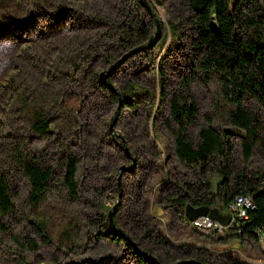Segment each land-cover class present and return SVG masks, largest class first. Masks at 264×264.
<instances>
[{"label":"rangeland","instance_id":"rangeland-1","mask_svg":"<svg viewBox=\"0 0 264 264\" xmlns=\"http://www.w3.org/2000/svg\"><path fill=\"white\" fill-rule=\"evenodd\" d=\"M146 1L151 12L137 0L142 9L128 10L126 20L139 18L141 29H149L151 36L156 33V25L151 23L150 16L162 22L158 39L152 45L153 57L156 66L161 62L166 72L168 98L181 84L191 80L185 94L197 103L198 115L188 127V137L197 141L202 127L215 126L231 143L235 174L243 173L264 189V110L253 100L248 102L257 117L259 133L252 156L245 160L242 145L245 132L232 126L230 114L234 107L223 96L220 82L217 79L206 82L193 73L192 34L175 0ZM260 2L264 4V0ZM129 4L131 0H0V172L15 166L10 177L15 207L3 219L6 228H0V264H140L131 248L141 250L137 235L124 237V243L131 244L130 247L101 236L104 229L96 223L100 218L98 206L109 207V218V211L116 205L113 221L118 211L117 221L126 229L133 200L138 201L143 218L150 220L156 233L168 244V252L176 258L187 250L189 259L194 257L193 252H203L214 264H264V231H259L256 238L241 239L233 230L220 236L213 230L197 229L171 211L162 198L164 189L165 194L174 190L171 185L175 181L193 185L200 178L207 179L211 189L208 194L204 191L198 196L212 197L222 180L213 168L218 164L217 158L211 161L213 165L202 168L179 161L169 128L167 101L157 112L144 105L132 115L122 111V106L118 109V102L110 95L112 91L99 83V73L132 49L115 53L120 43L115 36L117 28L110 36L109 33L104 36L103 32L114 26L112 17L115 19L116 11ZM180 19L181 34L175 35L169 22ZM91 46H99V55L94 59L84 55ZM135 54L114 71L111 81L120 96L121 86L131 79L147 86L154 83L158 104V78L153 72L138 71L139 59L132 62L131 58ZM73 97L78 99L76 105L70 100ZM37 119L47 120L48 132L31 129ZM121 137L127 147L137 149L140 155L148 154L154 162L140 165L138 156L131 153L136 158V167L122 171L118 188L120 166L131 164ZM63 148L79 161V198L61 194L57 201L46 204L45 215L54 229L53 236L46 238L32 222L39 216L37 208L28 202V180L14 165L16 151L29 149L50 162L60 158ZM143 174L146 177L143 176L140 196L134 198L138 178ZM192 201L189 199L186 205H204ZM186 205L182 208L185 218ZM219 206L221 203L216 201L212 208L225 212ZM71 218H82L83 222L76 223L75 242L67 244L57 234L61 222ZM144 243L162 251L163 262L158 260L161 264H174L175 260L168 258L162 248L147 240Z\"/></svg>","mask_w":264,"mask_h":264},{"label":"trees","instance_id":"trees-1","mask_svg":"<svg viewBox=\"0 0 264 264\" xmlns=\"http://www.w3.org/2000/svg\"><path fill=\"white\" fill-rule=\"evenodd\" d=\"M182 12L183 20L189 26L192 37L190 38V49L194 61L193 73L201 75L206 82L217 79L222 88V94L234 107L230 114V122L235 129L245 132V140L242 142L244 159L249 160L252 151L258 143L259 127L255 124L256 116L250 111L248 102L253 100L259 108L264 110V4L260 0H175L174 2ZM139 11L142 7L137 0H131V4L125 8L121 6L116 11L115 19L112 17V24L109 32L103 30L104 36L115 32L119 37V45L115 47V53L125 52L131 48L146 44L151 41L149 29H141L139 18L135 21L126 20L129 17L128 10ZM153 11L156 13L155 9ZM181 16V17H182ZM151 23L156 25L150 16ZM182 20L169 22L170 30L177 35ZM160 26L163 27L160 21ZM181 34V33H180ZM108 37V36H107ZM99 47V46H98ZM98 47H90L85 52L87 58L94 59L99 55ZM154 48L151 46L134 56L132 62L139 59L138 71L147 73L153 72L158 78L160 87V102H156L157 85L147 86L136 79L129 80L121 86L122 111H128L132 115L138 113L149 105L151 111H159L167 101L169 115V128L174 136V152L179 161L187 165H198L200 168L207 167L218 159V164L213 168L222 177L216 192L212 197L198 196L202 193L208 194L211 189L210 182L200 178L193 185L184 181L182 184L175 181L172 192L163 190L162 198L168 204V208L184 217L182 208L189 199L195 205H214L216 201L221 203V208L234 199L237 194H250L254 210L249 212L248 219L244 220L242 232L237 237L257 236V231H264V189H260L255 180L247 178L243 173L235 174L231 165L232 148L227 140L215 126L202 127L198 132L197 141L188 137V127L195 122L198 113L197 103L191 99L187 92L189 80L181 84L178 90L173 91L168 98V78L161 62L156 66V59L153 57ZM106 88V87H105ZM108 89V88H107ZM109 90V89H108ZM110 91V90H109ZM111 97L118 102V96L110 93ZM70 100L76 105L77 97ZM71 102H69L70 105ZM72 105V104H71ZM73 107V106H72ZM75 107V106H74ZM31 129L38 133H46L49 124L46 119H37L31 125ZM149 131V130H147ZM120 147V145H119ZM131 153L138 156V164H153L148 154L140 155L137 149L128 146ZM64 153L56 161L47 162L35 152L24 149L16 151L14 165L21 169L29 183L28 202L37 208L38 218L33 224L36 231L46 238H51L54 233L51 219L45 215V206L48 202L57 201L61 194L72 198H79V184L77 181L80 172L79 161L75 154L64 149ZM134 156V155H133ZM136 160V158H135ZM135 166V164H134ZM15 167V166H14ZM0 172V228L5 229L3 219L9 217L14 211L12 196L13 184L10 177L13 175L12 168ZM136 167V166H135ZM133 170V168L131 169ZM61 171V174H60ZM56 175L59 178H56ZM143 174L138 178L137 192L135 197L140 196L143 184ZM134 210L130 211L127 222V231L117 221V213L114 214L115 230L109 221V207L98 206L100 218L97 224L102 225L101 236L109 237L119 243H124L125 236L135 234L140 241L137 245L141 250L131 247V244L124 243L133 249L135 257L140 264H156L151 258L163 262V253L157 248L144 243L145 240L152 242L167 253V257L175 260L174 264H184L190 259H197L203 264H214L208 260L203 252H193L194 257H186L189 251H182L180 258H176L168 252V244L162 236L156 233L150 220H145L144 213L138 201L133 204ZM83 222V219L61 222V229L57 237L64 243H74L76 240L78 226L76 223ZM87 223V221H86ZM194 227V221L189 222ZM122 233V234H121ZM133 239V238H132ZM19 242V241H18ZM145 244V247L142 245ZM174 258V259H173Z\"/></svg>","mask_w":264,"mask_h":264},{"label":"water","instance_id":"water-1","mask_svg":"<svg viewBox=\"0 0 264 264\" xmlns=\"http://www.w3.org/2000/svg\"><path fill=\"white\" fill-rule=\"evenodd\" d=\"M140 2L146 7V9L149 10V12H151V8L148 4V2L146 0H140ZM152 16L155 18V15L152 14ZM156 22V33L154 34L153 38L151 39L150 42H148L147 44L144 45H139L135 48H132L131 50H129L128 52H126L119 60H117L115 63H113L112 65H110L107 70L105 71H101L99 73V83L105 87H107L109 90H111L112 92L117 93L118 95V109L120 108L122 101H121V96L118 93L117 89L114 87L112 81H111V76L113 75L114 71L131 55L140 52L142 50H145L149 47H151L154 42L158 39L159 36V30H160V23L157 19H155ZM111 129H112V122L110 123ZM122 138V137H121ZM122 146L124 147V150L126 152L127 157L131 160V164L130 166H126V165H122L119 168V174H118V188H120V178H121V173L123 170L128 169L131 170L134 167L135 164V158L134 156L131 154L130 150L128 149L126 142L124 140V138H122ZM120 192H119V196H120ZM116 208V205L114 206V208H112L109 211V221L111 223V226L116 229V225L113 221L112 218V212L114 211V209ZM209 216L210 218L219 221L221 224L223 225H228L230 222V215L228 213H222L220 211L219 208L217 207H209L206 205H201V206H194L192 204H187L185 206V216L189 221H193L196 218L200 217V216ZM138 250V249H136ZM156 264H161L158 260H154L153 258H151ZM184 264H203L201 261L196 260V259H190L184 262Z\"/></svg>","mask_w":264,"mask_h":264},{"label":"built area","instance_id":"built-area-1","mask_svg":"<svg viewBox=\"0 0 264 264\" xmlns=\"http://www.w3.org/2000/svg\"><path fill=\"white\" fill-rule=\"evenodd\" d=\"M212 206L214 205L210 207ZM255 207L256 205H253L250 201V194H237L226 207L224 206L222 208L225 211L223 213H228L230 215V222L228 225H223L219 221L205 215L194 220V228L213 230L220 236L225 235L229 230H233L234 235L238 236L242 232L244 220L248 219L249 212L254 210Z\"/></svg>","mask_w":264,"mask_h":264},{"label":"bare ground","instance_id":"bare-ground-1","mask_svg":"<svg viewBox=\"0 0 264 264\" xmlns=\"http://www.w3.org/2000/svg\"><path fill=\"white\" fill-rule=\"evenodd\" d=\"M250 201H251V203L254 205V203H253V201H252V199L250 198ZM194 221V220H193ZM193 221H189V222H193Z\"/></svg>","mask_w":264,"mask_h":264}]
</instances>
